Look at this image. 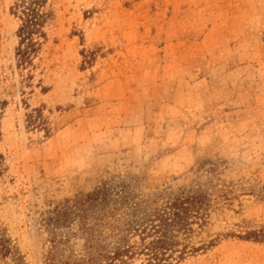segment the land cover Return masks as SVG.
<instances>
[{
    "label": "rangeland",
    "instance_id": "rangeland-1",
    "mask_svg": "<svg viewBox=\"0 0 264 264\" xmlns=\"http://www.w3.org/2000/svg\"><path fill=\"white\" fill-rule=\"evenodd\" d=\"M19 1L0 0V228L27 264H47L54 209L120 181L209 193L208 247L176 264H264L239 236L264 230V0H47L26 65Z\"/></svg>",
    "mask_w": 264,
    "mask_h": 264
},
{
    "label": "trees",
    "instance_id": "trees-1",
    "mask_svg": "<svg viewBox=\"0 0 264 264\" xmlns=\"http://www.w3.org/2000/svg\"><path fill=\"white\" fill-rule=\"evenodd\" d=\"M47 0H20L12 12L20 19L16 55L20 64L32 63L47 34L50 18ZM32 123L41 119L31 115ZM211 198L202 189L180 188L140 198L125 181L106 183L91 193L67 200L51 212L45 224L51 229L47 264H176L189 253L208 246L192 245L193 237L209 223ZM75 231L59 233L62 228ZM70 236L83 240L81 249L69 248ZM243 239L264 241V230H248ZM133 238H138L132 242ZM212 244V243H211ZM0 255L15 264H27L0 228Z\"/></svg>",
    "mask_w": 264,
    "mask_h": 264
}]
</instances>
